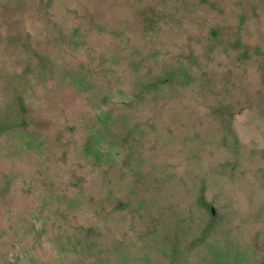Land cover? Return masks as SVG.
<instances>
[{
	"label": "rangeland",
	"instance_id": "obj_1",
	"mask_svg": "<svg viewBox=\"0 0 264 264\" xmlns=\"http://www.w3.org/2000/svg\"><path fill=\"white\" fill-rule=\"evenodd\" d=\"M0 264H264V0H0Z\"/></svg>",
	"mask_w": 264,
	"mask_h": 264
},
{
	"label": "water",
	"instance_id": "obj_2",
	"mask_svg": "<svg viewBox=\"0 0 264 264\" xmlns=\"http://www.w3.org/2000/svg\"><path fill=\"white\" fill-rule=\"evenodd\" d=\"M210 211H211V214H213V208L212 207H210Z\"/></svg>",
	"mask_w": 264,
	"mask_h": 264
}]
</instances>
